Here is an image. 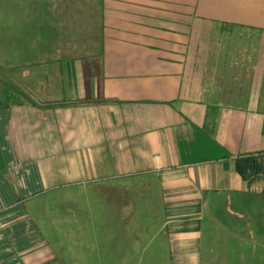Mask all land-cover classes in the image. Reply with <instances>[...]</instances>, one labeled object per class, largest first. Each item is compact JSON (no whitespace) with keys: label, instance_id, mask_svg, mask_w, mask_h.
I'll use <instances>...</instances> for the list:
<instances>
[{"label":"crops","instance_id":"1","mask_svg":"<svg viewBox=\"0 0 264 264\" xmlns=\"http://www.w3.org/2000/svg\"><path fill=\"white\" fill-rule=\"evenodd\" d=\"M72 1L13 42L48 56L0 95V264H66L129 182L159 190L160 261L264 264V0Z\"/></svg>","mask_w":264,"mask_h":264},{"label":"rangeland","instance_id":"2","mask_svg":"<svg viewBox=\"0 0 264 264\" xmlns=\"http://www.w3.org/2000/svg\"><path fill=\"white\" fill-rule=\"evenodd\" d=\"M70 6L74 7L75 1L71 3L70 0H0V95L19 93L21 90L15 83L19 77L15 64H21L19 69L21 74L24 66L34 67L48 56L38 57L35 52L30 53L29 47L15 53L13 42L25 39L30 35L31 30L47 31L49 28L43 25L44 17L49 19L48 23L56 21L52 17L62 19L65 9ZM15 34L20 37L14 38ZM9 64L12 66L8 72L2 70V67ZM139 187L140 184L137 182L121 183L114 187V190L118 192L110 201L114 207L106 208L100 205L99 214L96 216V223L100 228L91 229L98 232L97 239H94L95 237L88 229L84 237L80 236L84 239L81 246L73 245L79 241V232L77 233L75 230L73 234V230L69 231L68 243L64 244L66 246L57 245L60 256L66 264L169 263L160 261L157 256L159 244L162 241L158 232L163 219L159 190L156 188L151 194ZM73 199L82 206L84 205L82 199ZM62 203L68 204V201L62 199ZM62 203L57 200L48 205L45 217H48L49 221L45 220V223H51L55 227L64 226L67 207ZM71 211L73 217L70 218V224L81 222L85 225L89 224L87 214L76 216V210L71 209ZM54 231H56L55 228ZM128 238L130 245L127 244L126 239ZM96 240L97 244L95 245ZM164 249L165 247L161 249V254Z\"/></svg>","mask_w":264,"mask_h":264}]
</instances>
